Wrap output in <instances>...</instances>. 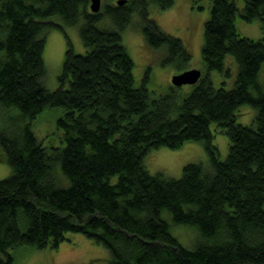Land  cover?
<instances>
[{"label": "trees", "instance_id": "trees-1", "mask_svg": "<svg viewBox=\"0 0 264 264\" xmlns=\"http://www.w3.org/2000/svg\"><path fill=\"white\" fill-rule=\"evenodd\" d=\"M209 1L205 75L190 94L171 85L156 96L148 76L136 85L123 33L140 17L147 46L162 49L176 73L187 71L183 41L149 16L152 5L164 11L175 0L106 3L97 14L91 0H0V146L12 171L0 180V264H14L11 251L20 247H58L68 233L108 250L109 264H264V40L236 27L241 17L264 32V0H243L242 10L237 0ZM69 27H78L85 53L75 52ZM53 28L68 42L50 91L44 52ZM229 56L237 76L228 90L211 73L230 78ZM243 106L256 111L250 126L237 122ZM54 108L63 110L62 135L44 144L33 121ZM212 124L229 138L225 160ZM188 142L204 145L207 164L186 165L180 179L148 171L153 150ZM164 212L197 229L193 249L173 236Z\"/></svg>", "mask_w": 264, "mask_h": 264}, {"label": "rangeland", "instance_id": "rangeland-1", "mask_svg": "<svg viewBox=\"0 0 264 264\" xmlns=\"http://www.w3.org/2000/svg\"><path fill=\"white\" fill-rule=\"evenodd\" d=\"M117 1L103 0L101 10L106 3L117 4ZM237 3L239 9L242 10L243 0H237ZM210 13L211 4L209 0H175L174 6L164 11L158 10L157 7L152 5L149 14L150 18L157 22L164 33L183 41L184 46L192 55L187 69L201 70L202 78L205 75L202 60L204 29ZM140 19V17L135 16L131 25L123 33V42L135 61L136 85L140 86L145 76H148V89L156 96H160L170 90L172 78L178 73L172 65L164 64L166 55L162 49L153 50L147 46L142 29H139L137 25ZM236 27L243 37L264 40V32L261 30L260 21L245 22L241 17H238ZM66 34L71 40L75 52L85 53V47L79 37L78 27L66 28ZM66 34L60 29L53 28L45 36L44 62L47 68L45 85L50 91H55L59 87L58 77L61 74L67 51ZM226 66L230 68V78L223 79L218 73H211V78L216 87L223 86L229 90L233 87L237 76V65L233 57L229 56L226 59ZM260 81L264 86V70L261 73ZM195 86L186 85L179 87V90L185 96L190 94ZM10 115L17 116L18 111L13 110ZM62 115L63 110L60 108L48 109L33 121V131L44 144L59 141V137L61 138L62 132L57 130L56 125L57 120ZM255 117L256 111L251 106H243L239 109L237 122L244 126H250L253 124ZM3 127V115L0 114V130ZM211 130L214 135V144L220 152V158L225 160L229 153V138L216 124H212ZM207 162L208 156L205 147L198 142H188L175 150L162 147L153 150L145 159L146 167L152 175L161 173L173 179L182 177L186 165L207 164ZM11 173V167L7 162V154L0 146V180L8 178ZM163 218L170 224L171 233L182 246L187 249L195 247L199 239L196 228L174 225L168 212H164ZM65 238L58 247L54 248L47 246L43 249H36L24 246L12 250L11 253L15 258L14 264H109L110 254L108 250L83 234L68 233Z\"/></svg>", "mask_w": 264, "mask_h": 264}, {"label": "water", "instance_id": "water-1", "mask_svg": "<svg viewBox=\"0 0 264 264\" xmlns=\"http://www.w3.org/2000/svg\"><path fill=\"white\" fill-rule=\"evenodd\" d=\"M103 0H91L90 10L92 13L97 14L101 11ZM127 0H118V5L126 4ZM202 79V71L197 69L187 70L183 73L176 74L172 78V85L175 87H183L186 85L195 86Z\"/></svg>", "mask_w": 264, "mask_h": 264}]
</instances>
